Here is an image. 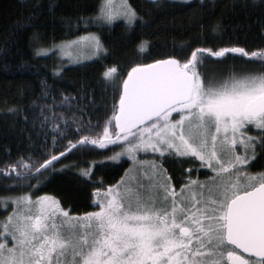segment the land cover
I'll return each instance as SVG.
<instances>
[{
    "label": "snow or ice",
    "instance_id": "snow-or-ice-1",
    "mask_svg": "<svg viewBox=\"0 0 264 264\" xmlns=\"http://www.w3.org/2000/svg\"><path fill=\"white\" fill-rule=\"evenodd\" d=\"M121 17L126 27L143 19L128 0H102L95 16H81L76 23L111 25ZM63 22L73 23L71 18ZM38 35L33 33L32 39ZM58 46L62 51L87 48L95 56L107 52L101 36L91 32ZM145 47V41L138 45L141 51ZM45 51L37 49L36 54ZM229 54L257 66L233 64L225 71L208 63L227 60ZM116 75V66L103 72L107 81ZM88 101L95 103L91 95ZM86 108L80 106L79 116L73 112L68 119L63 114L51 118L64 120V128L50 124L49 117L40 126H50L61 139L69 123L76 125L73 135L85 128L94 132L101 123L85 121ZM106 145L122 147L105 159L127 156L132 164L114 183L105 188L101 181L93 189L91 211L73 212L47 193L34 199L30 193L0 196V207L6 210L9 202L12 207L0 221V264H264V169L251 170L264 156V47H196L184 59L167 55L136 63L123 78L118 99L113 98L102 134L69 139L63 152L42 163L31 154L20 156L0 174L6 172L22 187L64 153ZM149 152L159 153L160 159L137 155ZM167 158L188 162L190 168L199 161L195 169L210 174L201 179L185 170L177 188L161 163ZM80 171L89 179L94 174L91 166Z\"/></svg>",
    "mask_w": 264,
    "mask_h": 264
},
{
    "label": "trees",
    "instance_id": "trees-1",
    "mask_svg": "<svg viewBox=\"0 0 264 264\" xmlns=\"http://www.w3.org/2000/svg\"><path fill=\"white\" fill-rule=\"evenodd\" d=\"M101 3L102 0H0V172L20 156L31 154L33 160L42 163L49 155L63 152L69 139L102 134L103 122L111 115L113 98L118 99L122 80L136 63H150L167 55L184 59L196 47H264V0H128L143 18L131 27L125 26L124 19H116L111 25H77L79 17L95 16ZM68 18L73 21L71 27L63 22ZM217 24L220 27L214 31ZM86 32L100 35L107 52L82 62L64 63L54 45ZM33 33L39 34L35 41ZM141 41L146 42L143 51L138 48ZM181 42L188 46L180 48ZM37 49L46 51L36 54ZM246 60L233 59V54H229L227 60L213 58L208 63L225 71L233 64L237 68L257 66ZM112 66H116L117 75L107 81L103 72ZM82 92L91 95L95 103L88 101V95L82 97ZM66 96L71 100L65 101ZM83 104H87L83 119H99L101 123L94 132L85 128L73 135L76 125L69 123L65 129L68 134L61 139L60 133L50 126H40L49 117L50 124L64 128V120L51 118L63 114L68 119L73 112L79 116ZM252 134H256L255 130ZM53 136L57 137L55 145ZM121 146H89L64 153L48 171L22 187L14 185L3 172L0 196L30 193L35 197L47 193L73 212L91 211L93 189L101 187V181L105 188L114 183L131 163L125 156L119 160L105 159ZM161 163L171 170L176 181L182 177L181 170L189 167L188 162L166 159ZM89 166L94 169L90 179L80 171ZM262 169L264 156H259L251 170ZM201 170L203 177L204 169ZM37 181L38 189H33ZM10 204L6 210L0 207V220L9 213Z\"/></svg>",
    "mask_w": 264,
    "mask_h": 264
},
{
    "label": "rangeland",
    "instance_id": "rangeland-1",
    "mask_svg": "<svg viewBox=\"0 0 264 264\" xmlns=\"http://www.w3.org/2000/svg\"><path fill=\"white\" fill-rule=\"evenodd\" d=\"M178 1H189V0H178ZM120 0H114V3H119ZM118 19H123L122 17L121 18H118ZM93 33V32H91ZM84 34V33H83ZM81 34V35H83ZM80 36V35H79ZM78 37V36H77ZM77 37L73 38V39H70V40H66V41H62V42H67V41H73L75 40ZM62 42H59L57 44L54 45V49L57 51V54L58 56L60 57V59L64 62V63H77V62H82V61H85V60H89L91 58H94V57H97L95 55L92 54V52L87 49V48H84L83 50L81 51H76L75 49L69 47V48H66L64 51L61 50V48L58 46L60 45ZM65 52L67 54H65ZM173 118H176V115L175 113L173 114ZM252 134V133H251ZM122 147V146H121ZM119 150V149H118ZM117 150V151H118ZM137 155L139 156V158L141 160H152V159H160V156H159V153H156V154H152V153H148L147 155H145L144 153H137ZM127 157V156H125ZM166 160V159H164ZM167 160L171 161L173 159L171 158H167ZM174 161V160H173ZM132 164V161L130 163V165ZM129 165V166H130ZM129 168V167H128ZM127 168V169H128ZM207 174H210V172H207ZM204 178V177H202ZM33 199L35 197H32ZM11 203V202H10ZM11 205V204H10ZM11 207V206H10ZM12 211V207L11 209L9 210V212ZM8 215V214H7ZM6 215V216H7ZM5 218V217H4ZM3 220V219H2ZM0 220V221H2Z\"/></svg>",
    "mask_w": 264,
    "mask_h": 264
},
{
    "label": "flooded vegetation",
    "instance_id": "flooded-vegetation-1",
    "mask_svg": "<svg viewBox=\"0 0 264 264\" xmlns=\"http://www.w3.org/2000/svg\"><path fill=\"white\" fill-rule=\"evenodd\" d=\"M196 162H197V165H198V164H199V161H196ZM164 168L168 169L169 174L173 176L171 170H170L165 164H164ZM185 170H189V171L191 172V175H192L193 177H197V176H199L201 179H203V178L201 177V172H202L201 168L197 171V170L195 169V167H192V168H190V167H186V168H185V167H184L183 170H181V173H182L181 175H182V177L178 179V181H177V183H176V185H175L177 188H179L180 184L184 182L183 176L187 174V173L185 172ZM203 171H204V176L207 174V172H209V170H207V169H204ZM204 176H203V177H204ZM244 255H246V254H244ZM246 256H247V255H246Z\"/></svg>",
    "mask_w": 264,
    "mask_h": 264
},
{
    "label": "water",
    "instance_id": "water-1",
    "mask_svg": "<svg viewBox=\"0 0 264 264\" xmlns=\"http://www.w3.org/2000/svg\"><path fill=\"white\" fill-rule=\"evenodd\" d=\"M127 76V75H126ZM114 122V121H113ZM246 255H249V254H246Z\"/></svg>",
    "mask_w": 264,
    "mask_h": 264
}]
</instances>
